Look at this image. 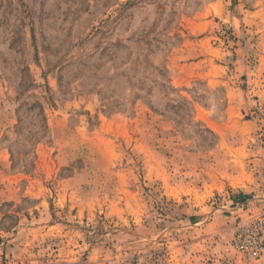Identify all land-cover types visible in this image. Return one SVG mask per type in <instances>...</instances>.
Instances as JSON below:
<instances>
[{
	"label": "rangeland",
	"instance_id": "374dc122",
	"mask_svg": "<svg viewBox=\"0 0 264 264\" xmlns=\"http://www.w3.org/2000/svg\"><path fill=\"white\" fill-rule=\"evenodd\" d=\"M0 264H264V0H0Z\"/></svg>",
	"mask_w": 264,
	"mask_h": 264
}]
</instances>
